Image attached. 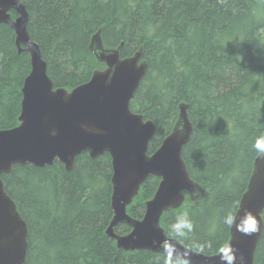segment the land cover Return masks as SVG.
<instances>
[{
    "label": "trees",
    "instance_id": "trees-1",
    "mask_svg": "<svg viewBox=\"0 0 264 264\" xmlns=\"http://www.w3.org/2000/svg\"><path fill=\"white\" fill-rule=\"evenodd\" d=\"M19 1L55 89L72 91L106 69L90 49L98 31L106 49L124 43L122 58L143 49L148 70L130 109L156 126L149 155L170 135L185 103L193 132L182 157L202 189L198 200L187 196L181 208L167 211L161 226L198 253H221L231 235L224 218L239 210L260 155L254 144L264 135V0ZM30 71L29 53H19L13 29L0 25V131L19 125ZM112 176L109 154L85 153L72 172L56 161L16 166L2 177L28 227L25 264H164V254L125 252L106 235L114 216ZM159 184L157 177L146 181L128 207L131 217H143ZM185 213L195 228L177 238L171 225ZM253 264H264V235Z\"/></svg>",
    "mask_w": 264,
    "mask_h": 264
},
{
    "label": "water",
    "instance_id": "water-1",
    "mask_svg": "<svg viewBox=\"0 0 264 264\" xmlns=\"http://www.w3.org/2000/svg\"><path fill=\"white\" fill-rule=\"evenodd\" d=\"M12 12L16 13L15 19ZM28 22L29 14L19 0H0V25L13 29L18 52H28L31 62L22 87L19 125L0 131V264H25L28 253L27 224L6 192L2 177L10 175L16 166L44 168L56 161L72 172L77 158L85 153L91 159L106 153L111 156L114 216L106 235L116 242L117 249L163 254L162 244L167 240L185 250L191 264H222L221 253H198L169 237L161 226L167 211L181 208L187 196L191 201L198 200L202 189L190 177L182 157L193 132L185 103L180 104L178 121L170 135L149 155L156 126L130 109L148 70L143 49L122 58L124 43L116 49H106L98 31L90 49L106 69L95 71L87 83L72 91L55 89L41 50L28 33ZM150 177L160 179L159 187L146 203L143 217L135 219L128 214V207ZM245 213L255 216L259 231L244 235L235 225L231 227L227 246L238 250L236 264H241L240 256L245 258V264L254 263L264 235V154L255 159L235 216L236 224ZM120 225L131 231L118 234L116 228Z\"/></svg>",
    "mask_w": 264,
    "mask_h": 264
},
{
    "label": "clouds",
    "instance_id": "clouds-1",
    "mask_svg": "<svg viewBox=\"0 0 264 264\" xmlns=\"http://www.w3.org/2000/svg\"><path fill=\"white\" fill-rule=\"evenodd\" d=\"M255 150L264 154V135L258 137L254 144ZM224 223L228 227H233L237 231L241 232L244 235H252L259 231V224L255 216L251 213H245L243 219L239 224L235 223V218L231 213L226 215L224 218ZM195 225L193 221L189 218L188 214L180 215L176 218L175 223L171 225V231L177 238H184L194 231ZM164 249V264H191L190 255L185 251L177 247L176 244L170 241H164L162 244ZM237 249H234L232 246H226L220 249L221 252V262L222 264H236L237 262ZM241 264H245V258L243 256L239 257Z\"/></svg>",
    "mask_w": 264,
    "mask_h": 264
},
{
    "label": "flooded vegetation",
    "instance_id": "flooded-vegetation-1",
    "mask_svg": "<svg viewBox=\"0 0 264 264\" xmlns=\"http://www.w3.org/2000/svg\"><path fill=\"white\" fill-rule=\"evenodd\" d=\"M13 13H14V12H12V17H13V19H15V18H16V14H15V17H14V16H13Z\"/></svg>",
    "mask_w": 264,
    "mask_h": 264
},
{
    "label": "rangeland",
    "instance_id": "rangeland-1",
    "mask_svg": "<svg viewBox=\"0 0 264 264\" xmlns=\"http://www.w3.org/2000/svg\"><path fill=\"white\" fill-rule=\"evenodd\" d=\"M263 36H264V31H263Z\"/></svg>",
    "mask_w": 264,
    "mask_h": 264
},
{
    "label": "bare ground",
    "instance_id": "bare-ground-1",
    "mask_svg": "<svg viewBox=\"0 0 264 264\" xmlns=\"http://www.w3.org/2000/svg\"><path fill=\"white\" fill-rule=\"evenodd\" d=\"M38 45V44H37ZM39 47V46H38ZM40 48V47H39ZM41 50V49H40Z\"/></svg>",
    "mask_w": 264,
    "mask_h": 264
}]
</instances>
